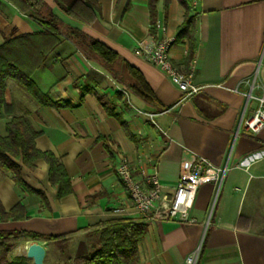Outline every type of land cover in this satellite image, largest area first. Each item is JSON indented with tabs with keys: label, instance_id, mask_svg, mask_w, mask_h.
<instances>
[{
	"label": "crops",
	"instance_id": "0c3cea01",
	"mask_svg": "<svg viewBox=\"0 0 264 264\" xmlns=\"http://www.w3.org/2000/svg\"><path fill=\"white\" fill-rule=\"evenodd\" d=\"M94 1L96 19L84 25L53 0H44L63 31L75 28L105 43L118 55L114 62L106 64L59 34L30 77L58 104H40L15 81L6 84L12 114L28 118L38 132L35 148L63 166L70 185L59 194L49 180L46 156L22 167L32 193L0 173L2 206L10 210L20 204L24 213L1 226L41 236L17 240L9 258L26 257L27 246L36 241L45 249L44 264H77L94 249L101 228L131 219L146 224L137 243L138 264H186L192 254L195 264H264V215L255 204L244 208L250 185V200L264 194V127L252 133L243 125L258 105L256 98H264V0H157L153 22L149 0ZM186 10L195 20L193 82L201 87L190 98H182L165 72L134 54L141 41L172 37L171 60L184 69L186 46L175 36ZM157 22L164 31L156 29ZM41 30L36 20L0 0V47ZM37 44L50 42L39 37ZM128 65L140 72L161 108L134 92ZM10 118L0 113V135L6 134ZM119 155L136 171L155 162L167 194L174 192L181 167L197 157L229 170L219 188L209 182L197 190L190 210L194 224L150 219L134 211L116 176Z\"/></svg>",
	"mask_w": 264,
	"mask_h": 264
},
{
	"label": "trees",
	"instance_id": "16d2710c",
	"mask_svg": "<svg viewBox=\"0 0 264 264\" xmlns=\"http://www.w3.org/2000/svg\"><path fill=\"white\" fill-rule=\"evenodd\" d=\"M12 3L20 13L36 20L42 27L41 32L21 35L6 41L0 47V113L11 115L6 123L4 136L0 135V173L11 176L15 185L23 191L34 192L22 177V167L32 166L35 159L46 156L49 161V180L57 184L59 194L69 191V180L63 166L50 154L42 153L35 148L34 139L38 132L33 128L25 115H13L12 107L5 101L4 93L9 80L15 81L22 89L30 94L40 104L55 105L46 94L40 92L31 80L32 72L41 65L43 58L57 44V35L64 34L82 49L95 54L106 64L114 62L118 55L105 43L96 40L75 28L62 30L58 26L57 18L46 6L44 0H6ZM58 8L68 17L90 25L96 19V4L94 0H53ZM157 0H149L150 19L153 22L156 14ZM43 35V36H41ZM51 36V37H47ZM39 37L42 42L46 38L50 44L38 45ZM183 39H185L183 41ZM175 42L186 46L184 70L191 62L196 46V29L193 16L187 10L178 27ZM135 83L132 89L148 104L161 108L156 95L144 80L140 72L128 65ZM23 207L17 204L10 210H5L0 202V264H32L24 255L9 258L14 243L20 238L38 239L36 233H24L7 230L2 223L20 219L24 213ZM146 231L144 222L131 219L116 221L101 228L97 233V244L86 256L78 260L77 264H138L137 243Z\"/></svg>",
	"mask_w": 264,
	"mask_h": 264
},
{
	"label": "built area",
	"instance_id": "2783aa9c",
	"mask_svg": "<svg viewBox=\"0 0 264 264\" xmlns=\"http://www.w3.org/2000/svg\"><path fill=\"white\" fill-rule=\"evenodd\" d=\"M155 27L158 30H165L159 22L155 23ZM173 42L174 38L167 36L157 39L152 44L141 41L135 47L134 54L165 72L181 91L182 98H190L201 90V87L193 82L194 60L187 70L175 65L170 55ZM256 99L258 101L256 109L243 120L245 128L252 133H258L264 127V98ZM236 166L240 167L241 164L237 163ZM228 170L227 165L214 166L207 158L197 157L190 164L181 167L174 192L167 194L158 182L155 162L136 171L126 156L119 155L115 168L116 176L129 194L133 209L138 215H149L150 219H173L187 224L196 222L190 216V210L199 187L212 182L219 188ZM195 260L196 254H192L186 258V264H195Z\"/></svg>",
	"mask_w": 264,
	"mask_h": 264
},
{
	"label": "water",
	"instance_id": "95a60500",
	"mask_svg": "<svg viewBox=\"0 0 264 264\" xmlns=\"http://www.w3.org/2000/svg\"><path fill=\"white\" fill-rule=\"evenodd\" d=\"M45 249L43 245L32 241L26 249V257L32 259L33 264H44Z\"/></svg>",
	"mask_w": 264,
	"mask_h": 264
},
{
	"label": "rangeland",
	"instance_id": "374dc122",
	"mask_svg": "<svg viewBox=\"0 0 264 264\" xmlns=\"http://www.w3.org/2000/svg\"><path fill=\"white\" fill-rule=\"evenodd\" d=\"M46 6L48 7V5L46 4ZM219 194V190L217 192L214 193V203L218 197ZM251 197H253V186L250 185L248 187V191H247V195L246 198L244 200V208L247 207V205H251V204H255L256 208L259 209V213H261L262 215H264V194L261 195V197L258 200H250Z\"/></svg>",
	"mask_w": 264,
	"mask_h": 264
}]
</instances>
